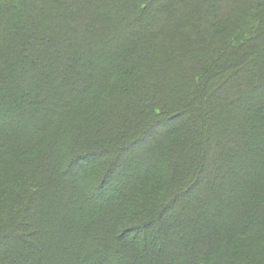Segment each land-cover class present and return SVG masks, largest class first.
Masks as SVG:
<instances>
[{
  "label": "trees",
  "instance_id": "1",
  "mask_svg": "<svg viewBox=\"0 0 264 264\" xmlns=\"http://www.w3.org/2000/svg\"><path fill=\"white\" fill-rule=\"evenodd\" d=\"M0 264H264V0H0Z\"/></svg>",
  "mask_w": 264,
  "mask_h": 264
},
{
  "label": "rangeland",
  "instance_id": "2",
  "mask_svg": "<svg viewBox=\"0 0 264 264\" xmlns=\"http://www.w3.org/2000/svg\"><path fill=\"white\" fill-rule=\"evenodd\" d=\"M254 32H256V31H250V34L249 35H254ZM248 35V36H249ZM244 49H246V47H244ZM236 69V67L235 68H233V70H235ZM233 70H231V71H233ZM219 85H217V87H218ZM217 87H216V89H215V92H217ZM219 95H221V94H219ZM217 96L218 95H216V93H214L212 96H210L211 98L213 97V98H215V99H217ZM211 100V99H210ZM215 102V101H214ZM197 106V105H196ZM208 115H211V111H209V114ZM201 116H202V119H203V121L204 120H206L207 118H208V116L206 117V116H204L203 114H201ZM181 120V119H180ZM180 120H178V121H180ZM181 122H183V120H181ZM217 125V123L215 124V122L213 123V127L214 126H216ZM176 125H174L173 127H175ZM178 126H176V128H177ZM101 136V137H100ZM104 137H106V136H104ZM89 138H91V140L92 141H94V142H89L88 144H87V146H96L97 144L95 143V141H103V140H106L105 138H103V135H101V132L99 133H95V132H92V134H91V137H89ZM111 139V138H110ZM110 139H108V141H110ZM157 140V139H156ZM107 140H106V142H108ZM73 142H75V140H73ZM149 143V142H148ZM106 145V144H105ZM105 145H102V146H105ZM151 145H153V146H156V141H154V142H152V144ZM190 147H192L191 146V144H188ZM187 145V146H188ZM195 146V145H194ZM193 149H196L195 147L193 148ZM106 159V158H105ZM89 165H87V167H88ZM167 168L168 167H166V166H164L163 167V172L165 171V173H167L168 174V172H167ZM81 170V169H80ZM74 172V171H73ZM81 173H83V171H81ZM73 176V175H72ZM72 176H70L69 175V179H71L72 181H73V178H72ZM163 177V176H162ZM196 179V178H195ZM120 180V179H119ZM198 183V182H197ZM113 185H115V183L113 184ZM194 185V184H193ZM201 186V185H200ZM199 188V184H197V188L196 189H198ZM120 191V190H119ZM119 191L118 192H116L113 196H115V195H117L118 193H119ZM112 194H113V192H112ZM50 199V198H49ZM199 200L200 199V197L198 196L197 197V194H194L193 195V192H192V194L188 197V198H186L185 199V201H181L182 203V205H184L186 202H187V200H188V202H190V203H192V202H194V201H196V200ZM51 200V199H50ZM107 199L105 198V196H102L101 198H98V203H103L104 201H106ZM97 202V201H96ZM197 203H199V202H197ZM53 204V203H52ZM48 208H49V206H48ZM177 208H179V207H177ZM176 208H173L172 209V211H174ZM166 217V216H165ZM55 218H56V216H55ZM168 219L166 220V223L169 221V217H167ZM178 229H183L182 227H177ZM33 230H38V228H36V227H33L32 228ZM136 241V236L134 237V238H130V237H128V235L127 236H123L121 239H118V242H123V243H129V244H136V243H139V241L137 242H135ZM147 241H148V239H147ZM157 244V243H156ZM137 245H139V246H141V244H137Z\"/></svg>",
  "mask_w": 264,
  "mask_h": 264
}]
</instances>
